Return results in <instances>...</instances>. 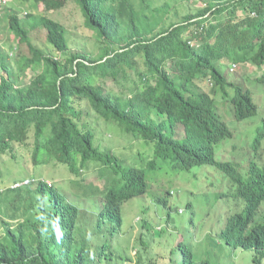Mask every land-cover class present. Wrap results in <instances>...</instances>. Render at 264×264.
I'll list each match as a JSON object with an SVG mask.
<instances>
[{
	"label": "trees",
	"instance_id": "obj_1",
	"mask_svg": "<svg viewBox=\"0 0 264 264\" xmlns=\"http://www.w3.org/2000/svg\"><path fill=\"white\" fill-rule=\"evenodd\" d=\"M35 1L46 10H58L68 0ZM71 1L96 40L105 45L96 60L66 55L69 45L62 25L45 16L34 21L26 14V19L33 20L30 27L44 29L47 44L64 56L47 57L28 43L26 22L16 11L5 8L0 12L19 43L28 44L31 57L22 60L23 66L42 69L28 86L17 87L18 80L2 67L7 78L0 77V156L12 149V143L23 144L32 135L34 166L62 165L78 177L71 182L77 185L74 195L91 202L92 228L87 232L83 227L78 204L69 201L57 186L32 176L26 185L2 189V201L15 202L10 209H21L22 220L14 225L5 220L9 216L0 219V264L132 262L130 256L117 251L125 232L123 207L150 193L155 212L166 208L163 193L155 196L150 190L152 178L160 175L157 171L190 173L207 167L228 178L235 185L236 196L246 202L245 215L231 217L218 238L233 249L252 250L254 264H261L264 223H253L264 203V119L253 133L252 150H248L252 156L245 170L225 157L227 153L234 157L245 154L234 141L233 149L222 148L220 161L216 147L237 137L220 105L240 122L257 114L254 94L243 85L248 78L244 72L240 77L233 75L228 67H253L262 72L253 82L264 83V0H218L156 32L165 20L150 26L132 0ZM142 4L144 11L163 12ZM107 82L126 87L118 93L108 89ZM202 82L210 84V92L200 86ZM99 123L141 141L140 147L147 146V152H152L148 164H127L117 150L103 148L98 141ZM91 165L102 188L86 186L85 178L80 177ZM162 177L170 180L167 174ZM20 182L24 183L12 181L15 185ZM32 191L36 201L24 204L23 194ZM141 210L146 213L149 207ZM139 226L153 233L151 222L143 220ZM138 241L134 264H158L157 258L148 256V237L141 233ZM178 249L179 263L176 259L173 264H213L195 257L187 245L181 243Z\"/></svg>",
	"mask_w": 264,
	"mask_h": 264
},
{
	"label": "rangeland",
	"instance_id": "obj_2",
	"mask_svg": "<svg viewBox=\"0 0 264 264\" xmlns=\"http://www.w3.org/2000/svg\"><path fill=\"white\" fill-rule=\"evenodd\" d=\"M132 1L138 13H143L146 16L150 26H153V23L165 20V25L162 27L157 26L156 32L159 29H165L170 22L179 21L186 13L195 14L198 10L204 9L208 3L214 5L218 0ZM6 2L7 4L4 8L16 11L19 18L26 22L24 25L28 29V43L32 48L39 50L47 57L64 58V56H60L53 51L51 46L47 44L46 31L44 29L37 26L30 27L33 20L35 21L42 16L58 21L62 25L69 45L66 55L80 54L91 60H96L105 47V45L96 40L93 32L86 27L79 7L71 0H68L58 10H46L43 4L37 3L35 0H6ZM143 2L148 3L152 10H161L163 12L154 14L153 11L148 9L144 11ZM165 5L168 6V9H165ZM241 13L239 12L238 14L240 15ZM26 14L31 15L33 20L26 19ZM0 18L2 19L0 23V77L7 78V72L2 70V67H6L14 77L13 80H18L16 82L17 87L28 86L35 74L41 72L42 69L35 66L32 69H28L23 66L22 60L31 57L28 44L19 43V39L9 31L6 17ZM190 31H192V28ZM186 33L188 34V31ZM262 69L264 70V67ZM228 70L238 77L244 72L245 77L248 78L245 80H249L248 82L252 81V83L244 82L243 85L254 94L257 114L255 117L244 121L247 123L244 127H238L244 122L231 119L230 110L223 111L222 105H220L221 114L223 113L227 117L228 127L231 131L235 129L234 135L237 134V137L232 140L226 139L216 147V159L220 161L219 156L224 146H228V149H233L232 142L234 141L237 144L236 148L245 150V154L234 157L231 153H227L225 157L235 161L242 167L241 169L245 170L249 165L248 160L252 156L248 150L251 149L254 141L253 133L258 127L260 119H264V83H256L255 79L259 78L262 72H256L253 67H242L235 64L230 69L228 67ZM105 85L108 89L118 93L126 87L125 84L121 86L111 82H107ZM200 86L206 92H210L209 83L202 82ZM123 92L128 94L127 91ZM99 125L100 127L97 131L99 134L98 141L103 148L117 150L120 156H124L127 164L143 165L144 167L148 164L152 152H147L149 151L147 146L140 147L141 141L127 138L121 131L113 127H106L102 123H99ZM245 134L246 138L243 140ZM33 143L34 138L29 135L25 143H12V149L0 156V219L9 216L5 220L11 224L22 220L21 209L19 212H12L10 209V206H13L15 202L12 205H8L2 201V189L10 186L15 188L26 185L25 181L31 180L33 176V179H43L47 183L57 186L67 196L69 201L78 204L81 209L83 227L87 232L91 231L93 206L90 201L75 197V187L77 185L71 183L78 177L67 173V168L62 165L34 166L30 154ZM262 144V147H264V142ZM223 151H226V148ZM92 166H89L85 171L82 170V176L80 177L85 178L84 185H94L102 188L103 183H99L97 174L92 169ZM157 172L160 175L152 178L150 190L155 196L163 193L161 198H165L169 206L157 209L155 212L151 207L153 198L150 199L151 195L149 193L143 198L139 197L129 201L123 207L125 232L117 251L126 258L130 256L133 260L132 262L125 260L124 262H118V264H134V247L141 233H144L145 237H148L150 241L148 256L157 258L158 264H173L176 259L179 263L181 254L178 246L181 243L187 245L195 257L209 259L213 264H254L255 255L252 250L239 247L233 249L218 238V234L227 227L231 217L245 215L246 212V202L236 196L235 185L228 178L224 177L217 169L210 167L198 171L192 170L190 173H175L171 170ZM166 174L170 180L162 177ZM13 180H22L24 183L20 182V184L15 185V183H12ZM32 192L23 194L24 204L31 199L34 202L36 201L35 191ZM165 192H170V195L165 196ZM11 196L9 198L12 200L13 197ZM20 206H23V204ZM142 207H149V211L146 213L142 212ZM168 212L169 218L166 217ZM10 216L14 219L11 220ZM143 220L151 222L152 234L139 226V223ZM256 223H264V203L258 210V215L253 224ZM1 233L3 232L0 226ZM261 264H264V260Z\"/></svg>",
	"mask_w": 264,
	"mask_h": 264
},
{
	"label": "built area",
	"instance_id": "obj_3",
	"mask_svg": "<svg viewBox=\"0 0 264 264\" xmlns=\"http://www.w3.org/2000/svg\"><path fill=\"white\" fill-rule=\"evenodd\" d=\"M6 4H7L6 0H0V12L3 10Z\"/></svg>",
	"mask_w": 264,
	"mask_h": 264
}]
</instances>
